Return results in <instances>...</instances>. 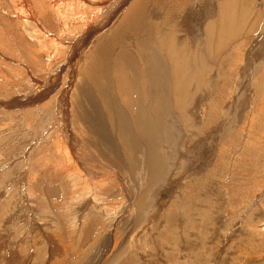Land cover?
Returning <instances> with one entry per match:
<instances>
[{"label": "rangeland", "instance_id": "obj_1", "mask_svg": "<svg viewBox=\"0 0 264 264\" xmlns=\"http://www.w3.org/2000/svg\"><path fill=\"white\" fill-rule=\"evenodd\" d=\"M24 1L0 0V264H264V0H154L143 31L120 36L137 90L170 104L152 127L160 161L149 170L132 126L145 108L123 81L114 96L109 78L83 87L135 0H76L86 39L78 24L64 33L58 0ZM142 34V45L129 40ZM114 47L100 74L124 70ZM123 142L139 152L135 169Z\"/></svg>", "mask_w": 264, "mask_h": 264}, {"label": "bare ground", "instance_id": "obj_2", "mask_svg": "<svg viewBox=\"0 0 264 264\" xmlns=\"http://www.w3.org/2000/svg\"><path fill=\"white\" fill-rule=\"evenodd\" d=\"M15 3L18 2V6H20V8H23L25 7L23 5V3H25L24 0H14ZM30 1V0H29ZM130 1V0H129ZM134 1V0H133ZM152 1V3L154 4V0H149L148 3L147 2H144L142 0H139V1H136L135 0V3L132 5L131 4V7H130V12L129 13H126L124 15V18H123V21L122 23L120 24L119 28H117L115 31L113 30V32H111V36L110 38L113 39V41H111L110 44L108 43H104L102 44L101 46H99V50L97 52V54L90 59V63L88 65V67L85 69V74H84V78L86 79L83 85V87H87L88 84L89 85H95V84H99L101 83L104 79H107L109 78V81H108V84H107V91H109L110 94H112V96H114L116 94V91H117V88H118V83L123 81L124 82V86H126L128 88V93L130 94L131 98L129 100H131L130 102L133 103V105H137L139 107L142 106V108H145L147 114H145V112H143V114L140 112V110H138V113L137 115H135L136 117L138 116V118H132V126H134L136 128V131H138V135L142 137V141H143V144L142 147L143 149L145 150V155L143 156V160L146 164V168L149 170V167H153L154 164L156 163V161H160L159 158L157 157L156 155V152H155V144L157 146V142H156V138L155 136L152 135V133L154 132L153 131V128L152 127H155L157 129L158 128V125L160 124L159 122H163V117L165 116V112L167 110H169V107H170V104H168L167 106L164 105L163 103V99L161 96L159 97H156L155 95H153V97L149 98L147 95L144 96V94L141 95L142 91L140 90H137V85H139L141 87V85L144 83V80L142 79H137L138 77V72H134L133 71V68H135L134 66L137 67L135 61L133 60V55L131 53V51L128 50V47L127 45L125 44L126 41H122L123 39L120 37V36H123L122 34L124 33L125 29L127 28H131L137 32H141L143 31V27L141 25V22H142V19L143 18H146L147 17V11L149 9V4L150 2ZM21 2V3H20ZM64 2V3H63ZM128 2V0H123V3H122V6H124V4H126ZM14 3V2H13ZM66 3V4H65ZM36 4V3H35ZM80 3H78V1L76 0H73V1H69V0H58V1H53V7H52V10L55 11V14H56V17L57 18H60V20L62 21L63 25H64V29H65V32L66 34H71L72 33V30L73 29V26L74 24H78L77 28L78 30L80 31H84L85 33H83V36H84V39H86L90 34V26L88 25L89 24V20L88 18H86V16L84 15H80L79 13H74V14H71V12L73 10L77 11V8L80 7L79 5ZM90 4V3H89ZM105 4V3H104ZM26 5V4H25ZM121 5V4H120ZM166 5V4H165ZM185 5V3H184ZM27 6V5H26ZM85 7V6H84ZM88 7V6H87ZM93 7V6H92ZM116 7L118 8L119 6L116 5ZM90 8V7H89ZM94 9V8H93ZM98 9V8H97ZM95 9V10H97ZM19 10V9H18ZM81 10V9H80ZM119 10H120V7H119ZM20 11V10H19ZM92 11V10H91ZM33 12V11H31ZM34 13V12H33ZM82 13V12H81ZM95 13V12H94ZM79 14V15H78ZM102 15V12L100 10H98L96 13H95V16L93 17H97V16H101ZM105 15V14H104ZM45 16V15H44ZM78 16V17H77ZM51 17V16H50ZM103 17V16H101ZM108 17H111V16H108ZM75 18V19H73ZM25 19L29 22H31L32 25H38V22H37V19L31 17L30 15H26L25 16ZM105 20H107L108 18L105 17L104 18ZM111 19V18H110ZM113 19V17H112ZM246 19V18H245ZM60 20L58 22H60ZM102 22V21H101ZM104 22V21H103ZM166 21H164V24L161 25V26H156L154 25L155 28H158L159 31H162L164 30L163 29V26L166 25L165 23ZM106 23H108L106 21ZM93 24V23H92ZM104 24V23H103ZM102 23L99 25V27L97 28H101V25H103ZM111 24V23H110ZM40 26V25H39ZM107 26V25H106ZM105 27V26H104ZM118 27V26H117ZM232 27H235V26H232ZM252 27V26H251ZM173 29V28H172ZM178 29V28H177ZM98 30V29H97ZM93 31V30H92ZM96 31V30H95ZM94 31V32H95ZM165 31V30H164ZM227 31V30H226ZM36 32L38 33H43L41 32L40 30H36ZM89 32V33H88ZM100 32V31H99ZM110 32V31H109ZM161 33V32H160ZM158 33V32H154L155 35H160L161 34ZM163 33V31H162ZM228 33V32H227ZM92 34V33H91ZM94 34H98V33H94ZM93 34V35H94ZM45 35V33H44ZM147 34H142V35H138L136 36L135 38L131 37L129 40L134 43V44H140L142 45V42L144 41L145 37H146ZM165 35V34H164ZM92 36V35H91ZM101 36V35H99ZM90 37V36H89ZM88 37V38H89ZM83 38V37H82ZM93 38V37H91ZM39 40L43 39V38H37ZM106 39V38H105ZM81 40V39H80ZM92 40V39H91ZM95 40V39H94ZM97 40V39H96ZM108 40V39H107ZM89 41V40H88ZM161 41L159 43V45L162 47V43H163V47L164 49L166 50L167 49V45H166V40L164 37L161 36ZM41 42V41H40ZM49 42V41H48ZM81 42V41H80ZM102 42V41H101ZM43 43V42H42ZM129 43V42H128ZM168 43V42H167ZM44 44V43H43ZM79 45V44H78ZM77 45V46H78ZM99 45V44H98ZM111 45V46H110ZM114 47V46H118L119 48H124L125 49V54H124V58L126 60V65L124 66V70L120 67V65L118 63H115V65L113 66L112 70L110 71V75L108 74H100L99 72L100 71H104L105 68L104 67H107L108 65V61H107V52H108V48L110 47ZM79 48L80 49H77L75 50V54L76 52L78 54H76V61L72 62V63H68L70 64V66H72L71 68H73L74 66H77L78 63H79V54L82 52V50L84 48H82L81 44L79 45ZM97 48V47H96ZM115 48V47H114ZM129 49H131L133 51L132 48L129 47ZM96 50V49H95ZM112 53V52H111ZM143 54H146V53H143ZM169 54V53H168ZM142 57V56H141ZM100 58V59H98ZM143 58V57H142ZM131 59V60H130ZM170 60L172 61V65L175 69H179L177 72L179 73L178 75H181L182 71H181V66L179 65L180 63H178V60L177 59H174V58H170ZM78 62V63H76ZM147 62H150V61H144V63L146 64ZM183 64V63H182ZM103 68H102V67ZM133 74L136 76V81L134 82V80L132 79L131 77V74ZM171 72V71H170ZM175 73V72H174ZM116 75H119V76H122L121 80L119 81V79L117 80H114L113 77ZM141 77V75H140ZM145 81H148L147 79ZM149 82V81H148ZM146 83V82H145ZM181 84V83H180ZM113 85H114V89H113ZM150 86V85H148ZM152 87V85H151ZM96 88V87H95ZM91 87V90H90V94L91 95H98V93L96 92V89ZM146 88V87H145ZM148 89V88H147ZM144 90V89H143ZM150 90V89H149ZM148 90V91H149ZM147 91V90H146ZM147 91V92H148ZM152 91V90H151ZM150 92V91H149ZM152 93V92H151ZM150 93V94H151ZM163 93V91H162ZM149 94V96H150ZM112 96H106L105 98V104L102 106L103 108L105 107L106 110L104 109L103 111V116L106 117L110 122H109V125L110 123H114V116H113V110L111 109V105L112 104H115L116 105V101L114 100V98ZM127 96V95H126ZM99 98V97H98ZM143 98L144 99V102H143ZM100 99V98H99ZM150 99V101H149ZM112 100H114L112 102ZM128 100V99H127ZM94 101V100H93ZM92 101V102H93ZM123 101V100H122ZM128 102V103H130ZM135 103V104H134ZM128 106V105H127ZM130 106H132V104H130ZM114 108V107H113ZM133 110H134V106H132ZM118 109V108H117ZM116 109V110H117ZM129 109V108H128ZM136 109V108H135ZM150 109H152V112L154 111V113H158V115L160 116H157V118H155L156 120H154V118L152 117V112L150 113ZM115 110V108H114ZM144 110V111H145ZM135 111V110H134ZM143 111V110H141ZM123 113V112H122ZM136 113H137V110H136ZM112 114V115H111ZM117 115V114H116ZM154 116V115H153ZM114 125V124H113ZM147 125V126H146ZM97 126V125H96ZM99 126V125H98ZM115 126V125H114ZM113 127V126H112ZM133 127V128H134ZM162 127V126H161ZM96 128V127H95ZM100 128V126H99ZM115 128V127H114ZM97 129V128H96ZM118 130V129H117ZM165 131V130H164ZM172 131V130H171ZM162 132V131H161ZM160 135V134H159ZM162 136V135H161ZM160 136V138H161ZM163 136H164V133H163ZM140 138V137H139ZM159 138V139H160ZM125 140V139H124ZM163 140V138H162ZM158 141V140H157ZM142 144V143H141ZM112 145V144H111ZM118 146V145H117ZM139 147V146H138ZM134 147L133 146H128L125 142H123V147L121 150H123V159H125V162L128 163L129 165H132L134 166V169H135V166H136V162L138 163L139 161L142 162L141 160V157L138 155L139 152L136 151V149H133ZM141 148V147H140ZM138 148V150L140 149ZM147 149V150H146ZM142 152V148L141 150H139ZM121 152V151H120ZM68 153V152H67ZM138 155V156H137ZM154 155V156H153ZM157 157V160H155L154 158ZM161 158V157H160ZM159 164V163H158ZM157 166V165H156ZM131 167V166H130ZM129 168V167H127ZM137 168V167H136ZM139 169V168H138ZM137 169V170H138ZM156 169V168H155ZM128 170V169H127ZM145 170V169H144ZM133 171V170H132ZM131 171V172H132ZM136 171V170H135ZM107 172V171H106ZM139 172V171H137ZM136 172V173H137ZM155 172V171H154ZM134 173V172H133ZM132 173V174H133ZM149 173V172H148ZM151 175V173H149ZM136 176V175H135ZM102 185V184H101Z\"/></svg>", "mask_w": 264, "mask_h": 264}]
</instances>
